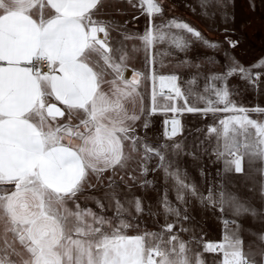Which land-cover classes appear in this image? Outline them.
I'll return each instance as SVG.
<instances>
[{"label":"snow or ice","instance_id":"obj_1","mask_svg":"<svg viewBox=\"0 0 264 264\" xmlns=\"http://www.w3.org/2000/svg\"><path fill=\"white\" fill-rule=\"evenodd\" d=\"M127 3L147 18L142 33L101 19L105 0H0V264H206V253L214 254L213 264H264V230L242 223L249 215L264 223V212L227 192L223 182L201 192L166 159L161 149L168 145L154 147L138 134L157 113L172 114L164 120L167 140L183 131L178 116L211 114L206 140H214L211 162L222 165L216 175H247L259 162L264 202V107L237 103L239 91L229 84L238 77L258 90L264 60L245 67L224 52L223 71L185 80L180 69L201 64L176 58L169 68L165 57L187 53L194 44L213 52L222 46L181 18L164 19L163 0ZM228 3L199 0L204 16ZM227 43L235 48L239 41ZM160 45L168 47L161 51ZM136 63L142 68L133 67L126 78ZM200 79L202 91L195 87ZM171 147L177 155L183 151L179 143ZM153 157L159 162L151 171L163 170L166 180H174L181 205L191 197L220 213L219 241L197 236L187 207L173 205L167 191L157 202L161 211L147 212L163 214L159 230L141 227L142 198L122 193L120 185L128 191L151 185L146 177ZM89 191L103 193L85 197L99 211L80 203ZM245 231L255 240L246 243ZM182 233L191 235L185 240Z\"/></svg>","mask_w":264,"mask_h":264},{"label":"crops","instance_id":"obj_2","mask_svg":"<svg viewBox=\"0 0 264 264\" xmlns=\"http://www.w3.org/2000/svg\"><path fill=\"white\" fill-rule=\"evenodd\" d=\"M253 3L256 5L255 10H252L251 7ZM163 6L165 9L164 19H171L173 17L181 18L201 31L208 40L218 42L222 46L221 51L213 52L203 48L199 44H194L187 53H174L173 57H165V63L169 68L171 67L169 60L174 61L176 58H188L192 60L193 65L195 63L201 64L199 69L194 66L181 68L180 74L185 80L196 75L198 72L208 74L210 72L223 71V65L225 64L224 52L235 57V59L245 67H250L264 60V0H231V3H228L227 7H213L208 9L209 13H214V15L209 16L201 14L202 9L199 0H163ZM193 9H195V11H193ZM103 12L104 14L100 17L101 19L114 20L120 25H123L129 33H142L147 24V18L141 15L138 9H134L128 5L127 0H105ZM224 12L228 13L229 17L234 16V19H229L228 22H224L221 16V13ZM225 29H227V31H225ZM112 35L116 39H121L118 32H113ZM229 39L238 40V45L235 48H230L227 43ZM126 43L130 46L132 42L129 41ZM167 47V45H160L159 49L163 51ZM205 56L215 57L220 63L218 65H209L201 59ZM137 57L139 60H142V53L137 54ZM133 67L139 70L142 68V64L136 63L130 66L125 73L126 78H131ZM257 70L258 69H254V71ZM162 71H168V69ZM203 84L204 81L200 79L197 81L195 87L202 91ZM229 84L230 87L236 86L239 91V95L233 97L237 103L247 107H254L250 104V96L247 92L249 86L246 82L239 80L238 77H234L229 81ZM148 88L150 91V83ZM260 88L264 89V77H262ZM260 94L264 95L263 92ZM179 103L183 102L180 101ZM198 106L202 107L203 105L199 104ZM260 107H264V105ZM171 115V113H157L153 115L151 117L150 127L146 131L138 128V134L144 137L146 141L154 147L168 145V147L161 149L166 159L168 161H174L176 166L186 172V182L195 183L201 192L206 193L209 184H214L218 189L219 184L223 182L227 192L234 193L243 201L251 204V206L255 207L258 211L264 212V202L261 201L259 194L262 177L260 173L255 170L262 165L256 162L255 168L249 171L247 175L233 173L228 174L226 177L217 176L216 173L221 169L222 165L220 163L213 164L211 162L215 159V157L211 155L214 140L211 142L206 140V128L214 122V117L211 114L204 117L199 113H184L178 116L183 127L182 133L172 140H167L164 135V120L170 119ZM253 115L255 116V114ZM174 143H179L182 146L183 151L179 155H177L176 150L171 147ZM206 149L207 153L205 151ZM184 153H195L196 158L193 159L192 156L185 155ZM158 162V158L153 157L152 161L149 163L150 171L146 179L152 181V184L148 187L141 188L139 185H134L131 191H128L123 184L120 185L121 192H128L129 197L135 195L142 198L145 214L142 217L141 227L147 228L148 230H159L160 225L164 223L163 214L150 216L147 212L149 208L154 212L161 211L157 202L164 196L165 191H167L168 199L173 205L181 208L182 211L187 207L188 214L192 217V223L195 225V234L197 236H200L202 233L206 240L219 241L223 229L220 213L213 211V209L209 207L201 206L191 197H188L187 205H181L176 199L174 180L172 178L166 180L163 170L151 171V169L156 167ZM201 169L205 170L203 176L201 175ZM102 195V192L97 191L86 192L81 196L82 200L80 203L83 206V203L88 202L90 207H96L92 199L89 198L86 200L85 197H100ZM172 218L174 219V217ZM225 218L235 217H232L230 213H225ZM171 220L170 217V222ZM242 223L245 229H252L254 231L264 230V223L261 222L259 217L254 220L250 215L245 216L242 219ZM184 227H189V223L185 222ZM217 231L218 238L216 240L215 234ZM181 235L187 240L191 234L182 233ZM242 235L246 243L255 240V237L251 236L247 231L243 232ZM204 258L206 264H213L215 257L214 254L206 253Z\"/></svg>","mask_w":264,"mask_h":264},{"label":"rangeland","instance_id":"obj_3","mask_svg":"<svg viewBox=\"0 0 264 264\" xmlns=\"http://www.w3.org/2000/svg\"><path fill=\"white\" fill-rule=\"evenodd\" d=\"M245 89H246V87H245ZM247 92L249 93V96H250V104H251V106H263L264 105V95L260 94L262 92L264 93V89L260 88L258 90H252L250 87H248ZM258 92H260V93H258ZM258 94H260V95H258ZM122 193H126L128 195V192H122ZM81 200H82V198L80 199V201ZM83 206L90 207V204H88V202H85V203H83ZM91 208H94V210H98L99 211V209H97L96 207H91ZM107 214L108 215H112L113 211L112 210H108ZM171 219H173V218L171 217ZM155 228H156V225H155ZM216 234H215V236H216L215 239L217 240L218 231H217Z\"/></svg>","mask_w":264,"mask_h":264}]
</instances>
